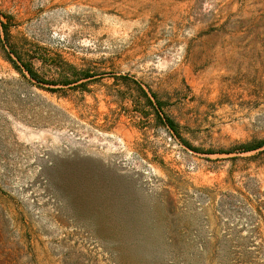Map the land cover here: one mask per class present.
Wrapping results in <instances>:
<instances>
[{
  "label": "rangeland",
  "instance_id": "obj_1",
  "mask_svg": "<svg viewBox=\"0 0 264 264\" xmlns=\"http://www.w3.org/2000/svg\"><path fill=\"white\" fill-rule=\"evenodd\" d=\"M3 23L43 81L0 43V264H264V146L236 150L264 140V0H0Z\"/></svg>",
  "mask_w": 264,
  "mask_h": 264
},
{
  "label": "trees",
  "instance_id": "obj_2",
  "mask_svg": "<svg viewBox=\"0 0 264 264\" xmlns=\"http://www.w3.org/2000/svg\"><path fill=\"white\" fill-rule=\"evenodd\" d=\"M4 27V37L1 38L0 36V43L3 47V50L6 52V57L7 59L14 65V67L20 71L25 70L29 76L36 81L42 82L43 80L40 78L38 73L35 71L33 64L30 61L27 62H22V68L16 64V61L10 56V53H16L14 48H12L11 44V34L9 33L6 24L3 23ZM10 47V50L7 48ZM18 59H20L19 55L17 56ZM88 74H83L81 79H86L88 78ZM69 82H66L65 84H68ZM139 91L142 93V96L144 97V103L145 105H148L150 109L153 111L154 118L155 120L159 123L162 124L163 126L167 127L173 135L176 137L180 138L182 141L184 139L181 137V134L179 132V124L172 118L170 117L167 113L163 111L162 105L163 102L158 98L156 93L154 92H147L143 88H139ZM187 143V142H184ZM189 145V144H187ZM264 146V140H251L249 142H244L239 144L238 150L239 152H244V151H252L259 149ZM197 149V148H193ZM264 151V149H263Z\"/></svg>",
  "mask_w": 264,
  "mask_h": 264
}]
</instances>
